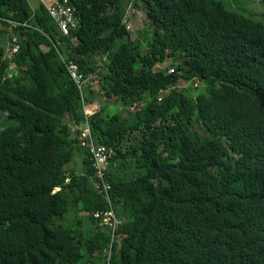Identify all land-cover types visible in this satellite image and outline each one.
<instances>
[{
  "label": "trees",
  "instance_id": "trees-1",
  "mask_svg": "<svg viewBox=\"0 0 264 264\" xmlns=\"http://www.w3.org/2000/svg\"><path fill=\"white\" fill-rule=\"evenodd\" d=\"M34 1L0 0V264H264V0H69V37Z\"/></svg>",
  "mask_w": 264,
  "mask_h": 264
},
{
  "label": "built area",
  "instance_id": "built-area-1",
  "mask_svg": "<svg viewBox=\"0 0 264 264\" xmlns=\"http://www.w3.org/2000/svg\"><path fill=\"white\" fill-rule=\"evenodd\" d=\"M36 1L39 4L45 6V11L48 17L54 22L59 33L64 37L71 36V33L77 27L78 21H77V12L75 8L70 6L69 0H36ZM130 17H131V13L126 14L125 18L123 19V24L125 25L128 32L131 30V24L129 22ZM17 51H18V46L15 42V39L12 38L8 43L7 49L4 51L3 59H10L13 54L17 53ZM12 64L13 63L10 62V67H12L11 66ZM68 70L70 72L71 78L78 85V87H80L81 83L84 81V78L77 71V67L74 64H69ZM9 77H11L10 74ZM79 140H80L81 148L86 149L90 154L92 166L97 174L98 179L100 180V185L109 203L108 210L104 212H96L94 216L96 219H100L103 225L111 228V230L114 233V230L119 224V220L116 216L114 208L112 207L111 200L109 197V190L111 186L106 181V175L107 172L109 171V166H110L107 150L104 146H99V145L97 146L95 144L88 121H86L85 124L80 129Z\"/></svg>",
  "mask_w": 264,
  "mask_h": 264
},
{
  "label": "rangeland",
  "instance_id": "rangeland-1",
  "mask_svg": "<svg viewBox=\"0 0 264 264\" xmlns=\"http://www.w3.org/2000/svg\"><path fill=\"white\" fill-rule=\"evenodd\" d=\"M258 2H259V0H257ZM28 2H29V5L31 6V7H34L35 6V2H34V0H28ZM255 6H256V8L257 9H259V10H262L261 8H260V5L259 4H251V5H249L248 4V2L247 1H245V0H242L241 2H240V4H239V6H238V9L243 13V14H245L246 16H249V15H255L256 13L254 12L255 11ZM127 14V13H126ZM142 31V30H141ZM129 33H130V36H131V38H133V39H135V38H137V39H139V37H138V34H139V32L136 30V28L134 29L133 28V26L131 25V30L129 31ZM143 34H144V32L142 31V33H140V35L141 36H143ZM175 55L174 54H171V55H169V58L166 60V62L165 63H157L156 65H155V67H154V70L155 71H162V72H164V73H172V70H174L175 69V67H176V62H175V57H174ZM95 83H97V81L96 82H94V84ZM183 85H187L186 83H184ZM200 90V89H199ZM197 91H194V90H192L191 91V93H190V95H194L195 93H196ZM97 101H94V102H92V103H90V104H88V105H85V112L89 115L90 113H93L94 111H97L98 109H99V102H101L102 101V97L100 96V95H98V97H97ZM108 103H110L111 104V102H108ZM122 115L124 116V117H126L127 116V112H126V110H122ZM75 158V157H74ZM77 161V160H76ZM75 160H71L70 162H69V164H68V168H71V167H73V168H75V166H76V164H77V162H76ZM75 164V165H74ZM79 167V166H78Z\"/></svg>",
  "mask_w": 264,
  "mask_h": 264
},
{
  "label": "crops",
  "instance_id": "crops-1",
  "mask_svg": "<svg viewBox=\"0 0 264 264\" xmlns=\"http://www.w3.org/2000/svg\"><path fill=\"white\" fill-rule=\"evenodd\" d=\"M35 2V1H34ZM35 5H36V2H35ZM78 160V157H75V161ZM76 167V166H75Z\"/></svg>",
  "mask_w": 264,
  "mask_h": 264
},
{
  "label": "bare ground",
  "instance_id": "bare-ground-1",
  "mask_svg": "<svg viewBox=\"0 0 264 264\" xmlns=\"http://www.w3.org/2000/svg\"><path fill=\"white\" fill-rule=\"evenodd\" d=\"M127 14H129V13H127ZM13 29V28H12Z\"/></svg>",
  "mask_w": 264,
  "mask_h": 264
}]
</instances>
